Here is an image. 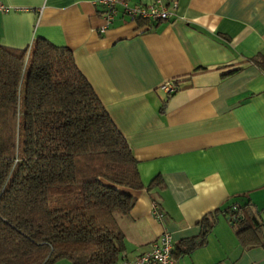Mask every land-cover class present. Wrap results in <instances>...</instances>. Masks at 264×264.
Listing matches in <instances>:
<instances>
[{"label":"crops","instance_id":"obj_1","mask_svg":"<svg viewBox=\"0 0 264 264\" xmlns=\"http://www.w3.org/2000/svg\"><path fill=\"white\" fill-rule=\"evenodd\" d=\"M96 1L0 0V45L24 49L42 38L66 47L124 137L143 188L116 216L118 264L163 231L175 264H264V246L244 248L221 213L197 245L203 217L234 196L249 199L264 228V0H161L167 21L118 16L107 26ZM167 82L177 91H161Z\"/></svg>","mask_w":264,"mask_h":264},{"label":"trees","instance_id":"obj_2","mask_svg":"<svg viewBox=\"0 0 264 264\" xmlns=\"http://www.w3.org/2000/svg\"><path fill=\"white\" fill-rule=\"evenodd\" d=\"M142 188L124 137L71 52L42 38L24 49L0 45V264H118L116 216ZM218 213L244 248L264 246L260 211L242 195L203 217L197 245ZM197 245L176 247L178 255Z\"/></svg>","mask_w":264,"mask_h":264},{"label":"built area","instance_id":"obj_3","mask_svg":"<svg viewBox=\"0 0 264 264\" xmlns=\"http://www.w3.org/2000/svg\"><path fill=\"white\" fill-rule=\"evenodd\" d=\"M96 4L101 7L100 14L105 26L118 16L133 23L136 21L161 22L170 18L167 7L162 4L161 0H150L147 5L134 6L130 5L128 0H97ZM172 7L174 8V5ZM103 30L104 27L100 28L99 32ZM159 88L166 94L174 93L177 89L170 82L162 84ZM150 214L156 221H161V214L156 203H152ZM121 264H175L172 258V240L169 233L163 231L157 241L150 245L147 252L131 261H123Z\"/></svg>","mask_w":264,"mask_h":264}]
</instances>
